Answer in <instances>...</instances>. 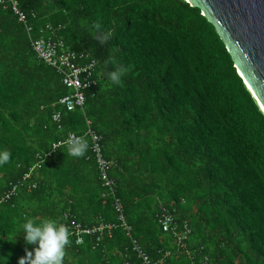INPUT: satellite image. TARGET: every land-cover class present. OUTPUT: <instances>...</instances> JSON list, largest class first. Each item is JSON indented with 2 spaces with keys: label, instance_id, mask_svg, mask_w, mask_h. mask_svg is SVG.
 Segmentation results:
<instances>
[{
  "label": "trees",
  "instance_id": "1",
  "mask_svg": "<svg viewBox=\"0 0 264 264\" xmlns=\"http://www.w3.org/2000/svg\"><path fill=\"white\" fill-rule=\"evenodd\" d=\"M16 2L26 26L0 5V151L11 152L0 166V264L37 247L25 243V217L68 226L62 264H139L133 241L151 264H264V114L201 11L185 0ZM50 32L95 61L97 81L83 110H61L59 128L52 116L70 91L31 48ZM110 58L128 69L121 85L107 78ZM87 128L113 189L89 143L79 158L52 148ZM115 199L129 236L117 226L77 244L76 225H117Z\"/></svg>",
  "mask_w": 264,
  "mask_h": 264
},
{
  "label": "built area",
  "instance_id": "2",
  "mask_svg": "<svg viewBox=\"0 0 264 264\" xmlns=\"http://www.w3.org/2000/svg\"><path fill=\"white\" fill-rule=\"evenodd\" d=\"M0 5L2 7L9 8L12 14L17 19L18 23L26 26V16L18 8L16 0H0ZM26 29L27 32L30 31L29 27H27ZM52 36L53 32H50L49 36L39 37L33 40L31 42V48L39 59L51 65L59 74H61L63 85L70 91L68 95L61 97L58 100L60 109L52 116V121L57 124L59 128V123L61 120V110H83L85 102L84 92L88 89L96 87L97 81L94 79L95 61H87L86 57H84L82 54L77 55L73 52L65 50L63 42L56 38H52ZM71 134L72 133H69L63 139V141L57 144H53L52 148L55 149L61 145L67 147L66 141L70 138ZM76 136H83L90 144L91 152L94 155L96 165L104 186L109 189H113V187L115 186L114 181L108 177V173L112 168V163L104 159L102 156L101 137L93 132L90 128H87V130L82 135ZM28 173L29 174H25L23 176V181L28 179L30 172ZM20 185L21 183L19 182L11 184L9 188L4 192V198L9 199L15 196ZM113 208L117 216V225H101L92 227L91 229H81L78 227V225H76L77 244L82 243V239L80 237L82 235L96 234L98 239H100V235L104 230L110 231L117 226L121 227L126 232V235L129 236L130 227L125 222L123 207L118 199H115ZM172 221V217L168 215H161L158 219V222L163 231L175 230L174 228H171ZM177 241H181V236H177ZM132 250L140 259L139 264H151L147 256L134 241L132 242Z\"/></svg>",
  "mask_w": 264,
  "mask_h": 264
},
{
  "label": "water",
  "instance_id": "3",
  "mask_svg": "<svg viewBox=\"0 0 264 264\" xmlns=\"http://www.w3.org/2000/svg\"><path fill=\"white\" fill-rule=\"evenodd\" d=\"M198 8L264 114V0H185Z\"/></svg>",
  "mask_w": 264,
  "mask_h": 264
},
{
  "label": "clouds",
  "instance_id": "4",
  "mask_svg": "<svg viewBox=\"0 0 264 264\" xmlns=\"http://www.w3.org/2000/svg\"><path fill=\"white\" fill-rule=\"evenodd\" d=\"M97 31H99V26H97ZM109 36L110 34L105 33L96 38L103 44ZM105 63L114 65L113 70L106 73L107 78L113 84L121 85L123 83L121 78L128 72V69L111 58ZM66 144L68 155L76 158L83 157L88 149L87 140L83 136H76L75 133L71 134ZM10 158V151H0V166L7 164ZM25 221L21 226L25 243L35 244L37 247L32 251L25 248V255L18 260V264H62L66 255V246L71 244L69 239L71 232L68 226L52 219H45L39 225L32 218L25 217Z\"/></svg>",
  "mask_w": 264,
  "mask_h": 264
},
{
  "label": "bare ground",
  "instance_id": "5",
  "mask_svg": "<svg viewBox=\"0 0 264 264\" xmlns=\"http://www.w3.org/2000/svg\"><path fill=\"white\" fill-rule=\"evenodd\" d=\"M261 108V107H260ZM261 110H262V108H261ZM263 111V110H262Z\"/></svg>",
  "mask_w": 264,
  "mask_h": 264
},
{
  "label": "rangeland",
  "instance_id": "6",
  "mask_svg": "<svg viewBox=\"0 0 264 264\" xmlns=\"http://www.w3.org/2000/svg\"><path fill=\"white\" fill-rule=\"evenodd\" d=\"M93 131V130H92ZM94 132V131H93ZM98 135V134H97Z\"/></svg>",
  "mask_w": 264,
  "mask_h": 264
}]
</instances>
